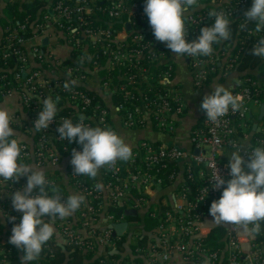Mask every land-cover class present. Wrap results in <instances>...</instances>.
I'll return each mask as SVG.
<instances>
[{"label": "built area", "instance_id": "built-area-1", "mask_svg": "<svg viewBox=\"0 0 264 264\" xmlns=\"http://www.w3.org/2000/svg\"><path fill=\"white\" fill-rule=\"evenodd\" d=\"M13 1L0 0V18L2 5ZM98 1L57 0L31 24L30 30L26 21L18 20L0 29V58L2 70L7 71L0 74V96L17 95L29 111L35 112L29 118L30 128L42 110L37 98L42 101L51 97L61 103L58 110L67 103L71 109L67 115L57 114L32 144L21 141L22 162L54 171L45 175L56 188L60 177L55 169L66 159L62 171L66 175L64 191L59 194L65 199L73 193L86 197V203L72 216L51 221L55 237L61 236L72 249L97 252V264H169L172 260L180 264H223V259L224 264H264V238L258 240V235L239 226L218 225L209 213L211 203L222 194V189L212 187L217 171L226 180L231 178L228 163L219 159V153L224 148H245L250 152L257 146L264 147V114L260 131L252 128L253 119L264 105V79L258 76L257 68L247 70L254 75H238L230 89L240 97L241 108L230 110L216 122L209 121L203 113L201 121L191 128L190 149L141 140L132 147L129 161L102 168L95 179L73 174L72 150L82 151V145L59 139L57 128L64 118L78 123L83 115L86 126L113 131L115 120L130 129L150 124L171 134L186 109L180 84L175 82L173 52L155 39L144 12L145 0ZM200 1L206 3L186 14L188 42L198 38L200 28L214 22L208 16L210 10L225 12L236 21L240 32L244 13L252 5V0ZM50 29L59 31L68 46L66 60L51 58L41 47L39 41ZM241 33L236 39L238 44H214L211 56L183 57L195 89L214 74L232 73L245 46L253 47L257 39L264 37L249 23L248 30ZM27 41H36L28 52L23 46ZM29 56L35 65H30ZM10 57L15 60L13 65L8 61ZM87 67L102 73L97 74L95 86L102 95L111 97V107L102 103L97 92L86 88L90 76ZM71 80H76V85L65 89V83ZM242 154L247 160L248 154ZM26 182L22 177L14 183L0 182V205L5 217L16 219L11 196L22 191ZM97 183L103 185L101 190L96 189ZM172 185L170 200L159 199L160 191ZM128 211L136 215L129 216ZM139 216L157 220L153 229L144 232ZM122 222H126L125 232L114 235L111 225ZM219 226L225 228V248L220 257L218 251L203 247V241ZM149 233L147 243L137 245V239ZM124 237L135 245L134 255L116 260L109 257L119 253L117 241ZM5 251L0 245V254ZM0 264H8V260L2 258Z\"/></svg>", "mask_w": 264, "mask_h": 264}, {"label": "clouds", "instance_id": "clouds-1", "mask_svg": "<svg viewBox=\"0 0 264 264\" xmlns=\"http://www.w3.org/2000/svg\"><path fill=\"white\" fill-rule=\"evenodd\" d=\"M199 6V0H145L144 12L155 39L165 43L178 60L211 56L214 44L232 38V20L223 11L210 10L208 16L214 18L212 26L200 28L198 38L188 42L186 14ZM248 23H254L255 32H264V0H252L251 7L244 13L243 23L239 25L240 30L247 31ZM251 54L264 59V37L257 39ZM76 83L71 80L64 88L69 89ZM41 103L42 110L33 122L37 131L48 129L58 113L57 101L51 97L44 98ZM241 106L240 97L219 84L213 86V91L204 96L200 105L211 122H216L230 110L238 111ZM84 120L83 115L78 123L64 118L57 128L59 139L82 145V151L72 150L73 174L95 179L102 168L132 158V148L116 131L86 126ZM11 122L9 111L0 107V182L14 183L21 177H26L27 181L22 191L11 196L14 210L21 212L22 217L12 228L9 243L23 252L21 264H32L54 237L55 228L51 221L72 216L86 203V197L73 193L65 199L50 184L43 168L22 162L21 141L16 138ZM245 152L247 161L242 154ZM227 167L230 179L226 180L218 171L213 179L212 187L222 189V194L211 203L209 213L218 225H235L249 234L259 235L264 231V147L257 146L250 152L238 148L229 155ZM95 187L101 190L103 185L97 183ZM45 217L49 219L45 220Z\"/></svg>", "mask_w": 264, "mask_h": 264}, {"label": "trees", "instance_id": "trees-1", "mask_svg": "<svg viewBox=\"0 0 264 264\" xmlns=\"http://www.w3.org/2000/svg\"><path fill=\"white\" fill-rule=\"evenodd\" d=\"M57 0H15L13 2H8L4 5L2 10V16L0 18V29L2 26H5L7 24H10L11 22L15 21H26L27 24V30H30L31 24L39 19V16L43 13L44 10H46L48 7L53 5ZM104 1V0H102ZM101 0L98 1V3L102 2ZM214 23V22H213ZM210 26H212V24ZM250 26H254V23H249ZM118 25V23L116 24ZM230 27L233 30L232 38L228 41H224L220 44H215V47H223L227 43L231 44H238L237 43V37L241 36L242 33L239 30L237 31V23L236 21H232ZM264 33V32H263ZM25 33V35H30ZM253 47L251 45H246L241 56L240 60L238 61L237 65L235 66V69L232 72L237 73V75L243 76V75H254L251 73H248L247 70L251 71L254 69H258V76L263 77L264 79V59H260L259 57H256L251 54ZM34 60V59H33ZM8 61L11 63V65L14 64L15 60L10 57ZM29 63L31 66L35 65L34 61H30ZM2 59L0 58V74L3 71L2 70ZM97 74H102L101 72H98ZM38 100V99H37ZM41 102V100L39 99ZM61 103H57V107H59ZM23 111L25 115H27L28 118H30L32 115H34L33 111H29L27 107H25L23 104ZM69 103L64 104V107L60 108L58 110V115H67L70 111ZM28 118L26 123L24 124L22 121L19 123H12L11 127L14 129V131H19L25 133V131L31 132V134L34 136L39 135V131L34 130V128H30V126H26L28 123ZM201 121V120H200ZM45 172L48 174L53 173L54 171H49L48 168H44ZM26 177H22V180H24ZM87 179H92L90 177H87ZM88 181V180H87ZM59 192L64 191V188L62 185L57 186ZM51 194V193H50ZM111 211V208L109 209ZM12 212L16 214V219H11L10 217H5L3 214V209L0 205V245L5 248V254H0V259L5 258L8 260V264H21V257L23 256V252L19 249H17L14 245L9 243V239L12 235V228L14 225L18 224L20 222V219L22 217V213L12 209ZM45 220H47L45 218ZM138 220L142 223V229L144 232L149 231L153 229V226L156 224L157 220H151L146 217H138ZM224 233L225 228L224 226H219L216 229H214L207 238L203 241V247L208 249L209 251H218L219 257L221 256L222 250L225 248V240H224ZM261 238H264V231L263 233H260L258 235V240H261ZM57 238L54 237L52 240H50L43 248L42 254L39 257V259L32 262V264H97V252L95 251H85L83 249H72L69 245L66 243H58ZM147 243V238H141L137 239V245H143ZM117 247L119 248V253H113L109 254V257L116 259L122 258V257H131V255H134V247L133 245L126 237L122 238L120 241H117ZM98 249H96L97 251ZM136 255V253H135ZM136 261H139L136 257ZM226 260H222V263L224 264Z\"/></svg>", "mask_w": 264, "mask_h": 264}, {"label": "crops", "instance_id": "crops-1", "mask_svg": "<svg viewBox=\"0 0 264 264\" xmlns=\"http://www.w3.org/2000/svg\"><path fill=\"white\" fill-rule=\"evenodd\" d=\"M203 3H206V1H200L199 7L195 8V10H199ZM4 5H2L3 10ZM4 26L1 27L3 29ZM46 39V42L43 43V40ZM41 47L45 49L53 59H61L66 60L69 55V49L68 46L65 44L64 40L61 37V34L56 29H50L46 31L42 38L39 41ZM163 43V42H162ZM31 44H36V41H27L23 45L25 49L29 50ZM164 47H166V44L163 43ZM168 49V48H167ZM170 50V49H168ZM174 57V67H175V82L180 84V87L183 92L184 101L186 104V109L182 116H180L177 119L176 128L173 133L168 134L162 131H158L155 127L148 124L143 128H125L121 125L120 120L114 121V128L115 131L125 140L127 144L130 145V147H136L138 143L141 140H147L149 142L154 143H160V144H176L179 147H182L184 149H190V131L191 128H193L197 123L200 122L203 111L201 110V103L203 101V98L205 95L210 94L213 91V86L216 84L224 85L229 90L232 89V86L237 78V73L232 72L227 75H220V74H214L210 77L209 81L206 82L200 89H195L192 86L191 81V74L189 71V68L187 66L186 60L184 58L177 59L175 54L173 53ZM30 61H34L32 56H29ZM87 72L89 73V78L86 80V88H88L90 91L97 92L100 96V99L102 103L105 106H112L111 97L108 94H103L98 91V87H96V79H97V71H90L87 67ZM0 102H2L1 107L7 109L11 116L12 123H19L22 121L24 124L27 121V115H25L23 111L22 103L17 95H13L11 97H3L0 96ZM20 107V109H19ZM264 114V112H263ZM263 114L261 116V107L258 110V114L253 119L252 128L256 132L260 131V120L263 118ZM29 120V118H28ZM26 126H29V121L26 124ZM16 138H18L20 141L32 144L34 141V136L29 131L22 132L15 131ZM234 150L229 148H224L218 155L219 159L223 162L228 163L229 161V155ZM247 161V160H246ZM67 163V160L61 161V163L57 166L55 171L57 172L59 178V184L62 185L65 181V173L62 172L65 168V165ZM32 165V164H31ZM180 181V180H179ZM58 189V188H57ZM174 190V186H168L166 188H163L160 191V197L159 199L164 198V201L168 202L170 199L168 197V194ZM154 202H158L157 199H154ZM149 234H147L145 237L149 238ZM56 240L58 243H64V240L61 236L56 235ZM132 256V255H131ZM168 264V263H167ZM169 264H180L178 261L172 260Z\"/></svg>", "mask_w": 264, "mask_h": 264}, {"label": "water", "instance_id": "water-1", "mask_svg": "<svg viewBox=\"0 0 264 264\" xmlns=\"http://www.w3.org/2000/svg\"><path fill=\"white\" fill-rule=\"evenodd\" d=\"M126 28L130 29V25L127 24ZM45 42H46V39L43 40V43H45ZM263 112H264V105L261 106V116H262ZM195 152H198V151L195 150ZM127 214L129 216H135L136 212L135 211H128ZM111 228L113 229V234L114 235H122L125 232V230H126V222L114 223V224L111 225Z\"/></svg>", "mask_w": 264, "mask_h": 264}, {"label": "rangeland", "instance_id": "rangeland-1", "mask_svg": "<svg viewBox=\"0 0 264 264\" xmlns=\"http://www.w3.org/2000/svg\"><path fill=\"white\" fill-rule=\"evenodd\" d=\"M1 105H2V102H0V107H1ZM19 109H20V107H19Z\"/></svg>", "mask_w": 264, "mask_h": 264}]
</instances>
